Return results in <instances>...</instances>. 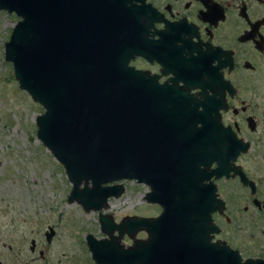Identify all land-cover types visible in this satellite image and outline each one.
I'll return each instance as SVG.
<instances>
[{
  "label": "flooded vegetation",
  "instance_id": "flooded-vegetation-1",
  "mask_svg": "<svg viewBox=\"0 0 264 264\" xmlns=\"http://www.w3.org/2000/svg\"><path fill=\"white\" fill-rule=\"evenodd\" d=\"M55 1L91 21L110 66L144 75L124 79L145 89L140 118L156 122L161 112L144 99L158 105L168 95V130L154 125L138 140L151 145L153 162L168 160V198L212 197L207 239L183 244L185 259L264 264V0ZM166 186L162 173L154 189L165 195ZM26 227L0 229V264H51L45 242L54 230L47 238Z\"/></svg>",
  "mask_w": 264,
  "mask_h": 264
},
{
  "label": "water",
  "instance_id": "water-1",
  "mask_svg": "<svg viewBox=\"0 0 264 264\" xmlns=\"http://www.w3.org/2000/svg\"><path fill=\"white\" fill-rule=\"evenodd\" d=\"M0 10L18 18L3 43V58L11 65L17 87L42 108L34 119L35 135L70 183L66 201L84 211H97L105 237L84 236L90 258L96 264H191L182 245L207 239L202 231L214 208L212 197L193 191L168 198V160L153 162L151 145L146 141L145 148L138 140L154 125L168 130V95L158 105L144 99L161 112L156 122L150 115L140 118L137 95L145 89L124 79L130 77L126 72L136 80L144 75L110 66L102 48L90 38L91 21L69 5L59 6L55 0H0ZM162 173L165 195L154 189ZM122 180L146 184L150 190L143 199L156 204L159 213L125 216L118 222L102 213L107 199L120 195ZM137 231L144 232L145 239L134 238ZM51 234L47 227L46 237ZM123 235L132 239L130 245L120 244Z\"/></svg>",
  "mask_w": 264,
  "mask_h": 264
},
{
  "label": "rangeland",
  "instance_id": "rangeland-1",
  "mask_svg": "<svg viewBox=\"0 0 264 264\" xmlns=\"http://www.w3.org/2000/svg\"><path fill=\"white\" fill-rule=\"evenodd\" d=\"M17 19L13 13L0 10V229H6L9 222L24 220L31 236L33 229L47 231L50 227L54 234L49 243L45 242L48 262L93 264L84 236L105 237L99 229L97 211H84L79 204L66 201L70 183L35 135L34 119L42 108L17 87L11 65L3 58V43ZM121 183L120 195L109 197L102 213L116 222L125 216L158 214L159 207L143 199L146 186L126 180ZM134 238L145 239V233L137 231ZM131 241L123 235L125 246Z\"/></svg>",
  "mask_w": 264,
  "mask_h": 264
},
{
  "label": "bare ground",
  "instance_id": "bare-ground-1",
  "mask_svg": "<svg viewBox=\"0 0 264 264\" xmlns=\"http://www.w3.org/2000/svg\"><path fill=\"white\" fill-rule=\"evenodd\" d=\"M59 6H60V4L59 3H57ZM110 208V207H109Z\"/></svg>",
  "mask_w": 264,
  "mask_h": 264
}]
</instances>
